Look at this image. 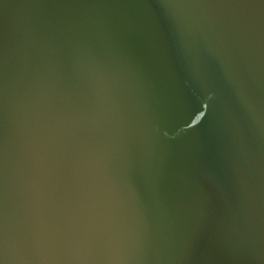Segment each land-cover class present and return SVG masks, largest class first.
I'll return each instance as SVG.
<instances>
[{"label": "water", "instance_id": "95a60500", "mask_svg": "<svg viewBox=\"0 0 264 264\" xmlns=\"http://www.w3.org/2000/svg\"><path fill=\"white\" fill-rule=\"evenodd\" d=\"M0 264H264V0H0Z\"/></svg>", "mask_w": 264, "mask_h": 264}]
</instances>
